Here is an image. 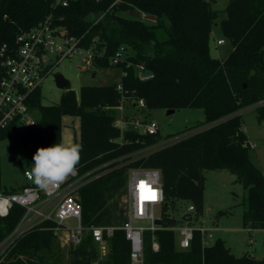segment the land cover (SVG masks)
Here are the masks:
<instances>
[{
	"label": "trees",
	"instance_id": "16d2710c",
	"mask_svg": "<svg viewBox=\"0 0 264 264\" xmlns=\"http://www.w3.org/2000/svg\"><path fill=\"white\" fill-rule=\"evenodd\" d=\"M114 1L74 0L68 6H55V0H0V47H14L17 34L52 14L55 24L82 37L84 48H104L103 56L94 59L95 67H115L120 72L118 79L110 82L82 86L78 95L67 88L57 104L44 105L41 88L35 90L29 100L35 123L26 126L31 157L39 147L63 142V117L78 116L80 140L75 143L82 145V152L77 167L81 173L96 169V177L79 190L85 225H122L118 222L123 210L117 199L126 191L133 168L160 170L167 209L175 210L182 201L192 203L201 214L204 171L219 168L235 174L246 190V226L264 229V173L251 158L243 129V113L248 108L253 107L258 121L264 122V0L228 1L227 17L220 21V28L233 48L223 59L210 52L212 28L219 17L212 7L215 0H120L112 5ZM136 11L156 16L157 22L140 20ZM121 46L126 48V60L112 65L110 58ZM138 64H144L154 76L141 80ZM123 94L145 100L143 109L133 103L126 107L129 117L152 109L200 105L207 119L166 137L160 130L155 134H143L132 127L122 131L114 121ZM16 125L14 122L1 131L0 138ZM173 135L181 137L142 152ZM23 186L0 188L11 192ZM23 213L24 208L16 204L8 216L0 217V241ZM163 223L178 221L165 218ZM155 234L160 243L157 252L151 246L152 232H144L145 264H264V259L248 253L236 256L221 239L203 248L198 231L186 249L178 247L174 230L159 229ZM54 238L52 229L40 225L21 237L1 264H62ZM130 252L122 228L108 237V252L102 258L87 233L79 245L70 248L68 264H132Z\"/></svg>",
	"mask_w": 264,
	"mask_h": 264
},
{
	"label": "built area",
	"instance_id": "2783aa9c",
	"mask_svg": "<svg viewBox=\"0 0 264 264\" xmlns=\"http://www.w3.org/2000/svg\"><path fill=\"white\" fill-rule=\"evenodd\" d=\"M74 0H55V6H68ZM115 0L112 5L119 2ZM105 12L94 19L98 23ZM134 15L144 22L156 23L157 17L145 12L136 11ZM82 37L78 38L68 33V30L54 23L53 15L39 22L28 30L17 34L15 46L9 48L7 44L0 47V133L12 123L24 122L27 125L35 123V118L29 107V100L35 90L42 87L48 76H53L55 68L67 58L78 56L82 65L81 71L96 68L94 59L102 57L103 51L84 48L81 45ZM98 37L93 39L96 44ZM219 44L223 39H218ZM126 48L121 46L111 56L112 65L124 62ZM130 64V62H129ZM138 76L141 80H148L154 74L148 71L144 64L137 65ZM122 91L121 84L117 86ZM135 94L121 97V104L117 106L114 125L122 131L132 127L143 134H155L160 129L156 122L126 115L124 102L130 100L137 108L146 107L143 98L135 99ZM181 136L164 139L154 146L142 150L148 153L154 148L161 147L176 141ZM1 150V146H0ZM31 169L24 170V186L16 191L7 192L0 188V217L9 215L14 205L24 208L19 222L14 229L0 241V264L5 261L7 254L17 241L29 231L39 227L52 229L54 234L65 231L68 241L73 247L79 245L83 237L90 233L99 249V258L106 255L108 237L116 228H122L126 238L130 241V258L132 264H145L144 262V232H152V249L157 252L160 243L155 232L159 229H171L176 232L177 245L186 249L191 245L196 231L200 233L203 248L210 246L214 241L212 229L204 226H195L191 222V212L195 206L188 203L187 223L164 224L165 218H175L171 209L165 206V194L162 185L161 172L157 168H133L129 171L126 183L127 217L120 226L114 225H85L82 219V205L79 190L87 182L96 177L95 168L81 173L80 168L69 175L58 186H49L39 189L26 175ZM143 182V183H142ZM160 219L161 223H157ZM68 220H74L69 224ZM93 264H98L95 261Z\"/></svg>",
	"mask_w": 264,
	"mask_h": 264
},
{
	"label": "rangeland",
	"instance_id": "374dc122",
	"mask_svg": "<svg viewBox=\"0 0 264 264\" xmlns=\"http://www.w3.org/2000/svg\"><path fill=\"white\" fill-rule=\"evenodd\" d=\"M228 1L215 0L212 3V7L219 12V17L212 28L210 52L213 57L220 59L225 58L233 48L231 41L224 36L220 28V21L227 17L225 9ZM218 39H223L224 43L219 44ZM81 65L80 58L74 56L64 59L55 68V72H60L69 79V85L66 88H60L56 85L54 77L48 76L41 87L44 105L59 103L62 93L67 88L73 89L78 95L82 86L110 82L112 79H118L120 73L119 69L115 67H96L81 71ZM94 73L95 75H93ZM130 103V100L125 101L124 107L130 106ZM117 111L119 113V110ZM34 112L35 110L32 111V115L35 118ZM131 117L156 122L163 137L207 119L206 112L200 105L183 107L171 114L167 113V109H152L142 113L136 112ZM26 126V123L20 122L10 133L0 138V185L4 189L23 185L25 183L24 170L31 169V165L34 163L31 157L30 143L26 137ZM243 129L251 147V158L264 173V122L258 121L256 110L253 107L243 113ZM62 134L65 143H75L80 140V119L78 116L66 115L63 117ZM174 136L176 135L172 137ZM164 146L163 143L161 147ZM204 175V210L201 214L196 211L191 212V222L197 227L204 226L212 229L215 240L221 239L236 256L248 253L255 258L264 259V229L248 228L244 221L246 190L243 184L237 180L235 174L227 169H205ZM127 198V192L124 191L117 199L119 207L123 210L121 213L123 217L118 222L120 224L127 217ZM170 211L178 223H187L188 203L178 201L176 209ZM117 214L120 212L118 211ZM67 222L73 224L74 220ZM54 243L56 249L60 251L61 263L68 264L72 245L68 241L67 233L61 231L55 234ZM106 252H108V247Z\"/></svg>",
	"mask_w": 264,
	"mask_h": 264
},
{
	"label": "clouds",
	"instance_id": "9594fccd",
	"mask_svg": "<svg viewBox=\"0 0 264 264\" xmlns=\"http://www.w3.org/2000/svg\"><path fill=\"white\" fill-rule=\"evenodd\" d=\"M82 145L55 143L49 147H39L33 155L34 163L26 173L39 189L58 186L76 171L81 160Z\"/></svg>",
	"mask_w": 264,
	"mask_h": 264
},
{
	"label": "water",
	"instance_id": "95a60500",
	"mask_svg": "<svg viewBox=\"0 0 264 264\" xmlns=\"http://www.w3.org/2000/svg\"><path fill=\"white\" fill-rule=\"evenodd\" d=\"M93 75H95V73ZM53 77H54L55 82H56V85L58 87H60V88H66L69 85V79L66 78L62 73L56 72V73H54ZM175 110L176 109H174V108L167 109V113L168 114L174 113ZM157 223H161V220L158 219L157 220Z\"/></svg>",
	"mask_w": 264,
	"mask_h": 264
},
{
	"label": "crops",
	"instance_id": "0c3cea01",
	"mask_svg": "<svg viewBox=\"0 0 264 264\" xmlns=\"http://www.w3.org/2000/svg\"><path fill=\"white\" fill-rule=\"evenodd\" d=\"M224 43V42H223ZM64 142V141H63ZM65 143V142H64ZM65 144H72L71 142H66Z\"/></svg>",
	"mask_w": 264,
	"mask_h": 264
},
{
	"label": "snow or ice",
	"instance_id": "6c2138e0",
	"mask_svg": "<svg viewBox=\"0 0 264 264\" xmlns=\"http://www.w3.org/2000/svg\"><path fill=\"white\" fill-rule=\"evenodd\" d=\"M143 183V182H142Z\"/></svg>",
	"mask_w": 264,
	"mask_h": 264
}]
</instances>
